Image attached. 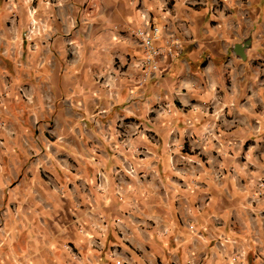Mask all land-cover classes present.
Masks as SVG:
<instances>
[{"label": "crops", "instance_id": "1", "mask_svg": "<svg viewBox=\"0 0 264 264\" xmlns=\"http://www.w3.org/2000/svg\"><path fill=\"white\" fill-rule=\"evenodd\" d=\"M0 264H264V0H0Z\"/></svg>", "mask_w": 264, "mask_h": 264}, {"label": "built area", "instance_id": "2", "mask_svg": "<svg viewBox=\"0 0 264 264\" xmlns=\"http://www.w3.org/2000/svg\"><path fill=\"white\" fill-rule=\"evenodd\" d=\"M156 32V29L153 30ZM47 32V22L46 19H39L36 16L35 9L33 7H29L27 9V22L26 25L24 26L22 33H21V39L26 42L28 47L30 49H35L37 46L38 39L41 37H44ZM153 32V35H154ZM136 35L143 38L145 40V34L141 31L138 30L136 31ZM146 43V40H145ZM2 53H5L3 50ZM158 53V49L152 48L147 45L146 43V51L144 53V56L136 63L137 66L141 68L143 71L144 75L147 74V71L150 70H156V65L153 61V57ZM112 79H114V76H111ZM103 84L106 88H109V85L107 82L103 81ZM18 93L24 101L29 102L30 97L29 95L25 92V88L23 86H20L18 89ZM165 105L159 106V109H163ZM151 141L154 143L155 139L154 137L151 138ZM144 150V149H143ZM136 174L135 167L132 164H125L123 166L114 168L111 170L110 176L115 178L117 182H122L124 179H127L128 177ZM96 177V187L99 190H102L104 187V183L106 182V176L104 172L99 169L95 173ZM95 248H100V243L99 241H95L92 245ZM68 248V246H66ZM114 250H111V253Z\"/></svg>", "mask_w": 264, "mask_h": 264}, {"label": "water", "instance_id": "3", "mask_svg": "<svg viewBox=\"0 0 264 264\" xmlns=\"http://www.w3.org/2000/svg\"><path fill=\"white\" fill-rule=\"evenodd\" d=\"M240 48H241V46H240Z\"/></svg>", "mask_w": 264, "mask_h": 264}]
</instances>
